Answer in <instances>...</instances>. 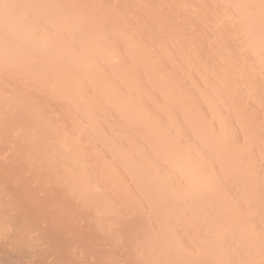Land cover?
I'll list each match as a JSON object with an SVG mask.
<instances>
[{
	"label": "bare ground",
	"instance_id": "1",
	"mask_svg": "<svg viewBox=\"0 0 264 264\" xmlns=\"http://www.w3.org/2000/svg\"><path fill=\"white\" fill-rule=\"evenodd\" d=\"M261 29L259 0H0V264H261Z\"/></svg>",
	"mask_w": 264,
	"mask_h": 264
},
{
	"label": "snow or ice",
	"instance_id": "2",
	"mask_svg": "<svg viewBox=\"0 0 264 264\" xmlns=\"http://www.w3.org/2000/svg\"><path fill=\"white\" fill-rule=\"evenodd\" d=\"M244 6L255 7L256 5L253 4V3H248V4H245ZM259 9H260L261 21H262L261 43H262V45H264V0H259ZM190 167L192 169H195L196 162L195 161H191L190 162ZM133 264H141V262H133ZM227 264H233V262H227ZM261 264H264V260L261 261Z\"/></svg>",
	"mask_w": 264,
	"mask_h": 264
}]
</instances>
